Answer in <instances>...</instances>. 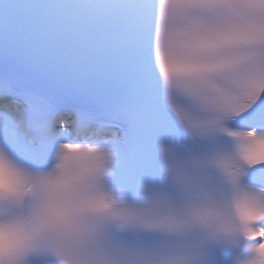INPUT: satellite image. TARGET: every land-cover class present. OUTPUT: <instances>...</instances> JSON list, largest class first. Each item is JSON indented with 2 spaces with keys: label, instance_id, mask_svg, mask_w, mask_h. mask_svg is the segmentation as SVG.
<instances>
[{
  "label": "snow or ice",
  "instance_id": "6c2138e0",
  "mask_svg": "<svg viewBox=\"0 0 264 264\" xmlns=\"http://www.w3.org/2000/svg\"><path fill=\"white\" fill-rule=\"evenodd\" d=\"M0 264H264V0H0Z\"/></svg>",
  "mask_w": 264,
  "mask_h": 264
}]
</instances>
